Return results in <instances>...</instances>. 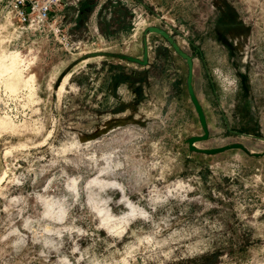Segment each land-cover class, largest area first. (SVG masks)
<instances>
[{
	"label": "rangeland",
	"instance_id": "rangeland-1",
	"mask_svg": "<svg viewBox=\"0 0 264 264\" xmlns=\"http://www.w3.org/2000/svg\"><path fill=\"white\" fill-rule=\"evenodd\" d=\"M52 20L71 47L0 16L21 60L0 72V264H264V0H67ZM151 27L192 60V146H242L191 149L187 62Z\"/></svg>",
	"mask_w": 264,
	"mask_h": 264
},
{
	"label": "built area",
	"instance_id": "built-area-1",
	"mask_svg": "<svg viewBox=\"0 0 264 264\" xmlns=\"http://www.w3.org/2000/svg\"><path fill=\"white\" fill-rule=\"evenodd\" d=\"M66 2L67 0H0V16L9 19L12 26L15 23L14 26L18 29L47 27L67 49L74 41L50 15L56 6L61 3L65 5Z\"/></svg>",
	"mask_w": 264,
	"mask_h": 264
},
{
	"label": "water",
	"instance_id": "water-1",
	"mask_svg": "<svg viewBox=\"0 0 264 264\" xmlns=\"http://www.w3.org/2000/svg\"><path fill=\"white\" fill-rule=\"evenodd\" d=\"M151 29H154L156 31H158L162 36L164 35V37H167L168 35L164 32V31H161L159 30L157 27H151ZM168 40H170L169 37H167ZM171 43H172V47L175 49L174 51L178 52L179 55H181L183 58L186 59V64L188 66V75H187V78H186V81H187V91H188V94H189V97H190V100L192 102V105L196 111V114H197V118L199 119V122H200V125L202 126V129L204 130V135H194L190 138H188V141H189V144L191 145V149L193 150H198V151H202L203 153H219V152H222L224 149L226 148H235L237 146H242L241 144L239 143H235V144H226V145H223L222 147H211V148H208V149H203V148H196V147H193L192 145L194 144L195 141L197 140H204L207 138V133H208V129H207V125H206V118H205V114H204V111L202 109V105L200 104L199 102V99L197 98L195 92L193 91V86H192V60L191 58L186 54V52L180 50V48L178 47V45H176L175 43L172 42V40H170Z\"/></svg>",
	"mask_w": 264,
	"mask_h": 264
},
{
	"label": "bare ground",
	"instance_id": "bare-ground-1",
	"mask_svg": "<svg viewBox=\"0 0 264 264\" xmlns=\"http://www.w3.org/2000/svg\"><path fill=\"white\" fill-rule=\"evenodd\" d=\"M20 63H21V60L17 54H9V55L3 54L0 58V72L1 71L2 72L7 71L9 73H15V72H17V66Z\"/></svg>",
	"mask_w": 264,
	"mask_h": 264
},
{
	"label": "crops",
	"instance_id": "crops-1",
	"mask_svg": "<svg viewBox=\"0 0 264 264\" xmlns=\"http://www.w3.org/2000/svg\"><path fill=\"white\" fill-rule=\"evenodd\" d=\"M63 6H66V4L65 5H63ZM53 12H54V9H53V11L51 12V17H53ZM198 98V97H197Z\"/></svg>",
	"mask_w": 264,
	"mask_h": 264
},
{
	"label": "trees",
	"instance_id": "trees-1",
	"mask_svg": "<svg viewBox=\"0 0 264 264\" xmlns=\"http://www.w3.org/2000/svg\"><path fill=\"white\" fill-rule=\"evenodd\" d=\"M209 258V257H208Z\"/></svg>",
	"mask_w": 264,
	"mask_h": 264
}]
</instances>
